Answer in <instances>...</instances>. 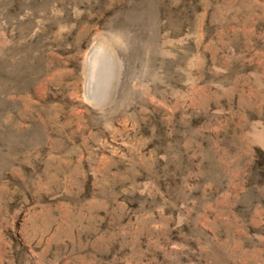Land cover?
<instances>
[{
  "label": "rangeland",
  "instance_id": "obj_1",
  "mask_svg": "<svg viewBox=\"0 0 264 264\" xmlns=\"http://www.w3.org/2000/svg\"><path fill=\"white\" fill-rule=\"evenodd\" d=\"M0 264H264V0H0Z\"/></svg>",
  "mask_w": 264,
  "mask_h": 264
}]
</instances>
